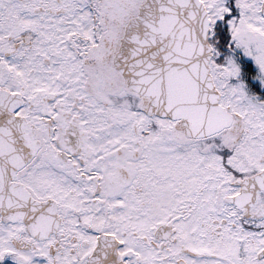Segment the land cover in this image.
Masks as SVG:
<instances>
[{
  "label": "snow or ice",
  "instance_id": "6c2138e0",
  "mask_svg": "<svg viewBox=\"0 0 264 264\" xmlns=\"http://www.w3.org/2000/svg\"><path fill=\"white\" fill-rule=\"evenodd\" d=\"M0 264H264V0H0Z\"/></svg>",
  "mask_w": 264,
  "mask_h": 264
}]
</instances>
